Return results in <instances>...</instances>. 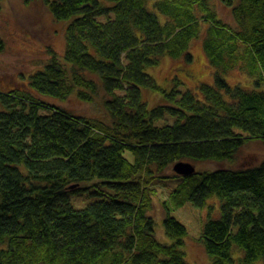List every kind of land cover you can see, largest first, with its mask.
Instances as JSON below:
<instances>
[{
	"label": "trees",
	"instance_id": "obj_1",
	"mask_svg": "<svg viewBox=\"0 0 264 264\" xmlns=\"http://www.w3.org/2000/svg\"><path fill=\"white\" fill-rule=\"evenodd\" d=\"M220 1L233 22L213 0H25L65 24L66 48L22 86H0V264H191L174 211L213 197L220 211L209 205L199 238L211 264H264V160L173 170L264 143V0ZM203 32L213 84L174 76L165 88L147 73L164 56L190 61ZM236 66L252 84L228 81ZM72 96L99 115L61 105ZM168 181L165 242L152 210Z\"/></svg>",
	"mask_w": 264,
	"mask_h": 264
},
{
	"label": "rangeland",
	"instance_id": "obj_2",
	"mask_svg": "<svg viewBox=\"0 0 264 264\" xmlns=\"http://www.w3.org/2000/svg\"><path fill=\"white\" fill-rule=\"evenodd\" d=\"M2 10L0 11V33L7 43L5 52L0 53V86L9 90L16 86H22L20 81L23 74H29L41 67L51 58V51L63 55L66 48L65 24L57 23L52 15L41 2H34L27 5L25 0H0ZM220 17L227 22H233L232 10L220 0H213ZM161 20H164L159 15ZM205 32L194 39L189 51L192 55L190 61H185L184 56L179 59H172L164 56L156 67L148 68L150 74L157 83L165 88L171 86L174 76L180 77L185 87L183 89L196 88L200 83H214L215 68L210 63L204 48ZM178 67L188 73H180ZM29 78V76L27 77ZM26 78V79H27ZM228 81L236 84H252L251 78L240 67L236 66L228 71ZM150 102H156L158 97L145 93ZM61 105L71 110L91 116L99 115V109L91 103L80 101L76 96ZM98 105H100L98 103ZM264 160V143L249 142L241 148L233 163L212 162L197 163L198 171L211 170L227 167H244L259 164ZM174 184L168 181L160 182L157 185L158 195L152 214L158 220V238L165 241L167 237L163 231L162 219L164 217L163 202L167 199L169 191ZM205 208H199L187 203L181 208L175 209L174 216L188 228L186 238L187 260L191 264H211L210 257L199 241L204 224L208 221L209 205L214 206V215L220 211L221 202L217 197L211 198ZM166 242V241H165ZM257 264H263L258 262Z\"/></svg>",
	"mask_w": 264,
	"mask_h": 264
},
{
	"label": "water",
	"instance_id": "obj_3",
	"mask_svg": "<svg viewBox=\"0 0 264 264\" xmlns=\"http://www.w3.org/2000/svg\"><path fill=\"white\" fill-rule=\"evenodd\" d=\"M174 172L182 176H190L196 173V166L190 162L180 161L173 166Z\"/></svg>",
	"mask_w": 264,
	"mask_h": 264
}]
</instances>
